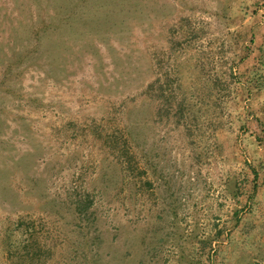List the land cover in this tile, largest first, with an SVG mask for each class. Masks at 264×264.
I'll return each mask as SVG.
<instances>
[{"label": "rangeland", "instance_id": "obj_1", "mask_svg": "<svg viewBox=\"0 0 264 264\" xmlns=\"http://www.w3.org/2000/svg\"><path fill=\"white\" fill-rule=\"evenodd\" d=\"M263 46L264 0H0V264H264ZM210 56L245 82L189 134L147 86Z\"/></svg>", "mask_w": 264, "mask_h": 264}, {"label": "trees", "instance_id": "obj_2", "mask_svg": "<svg viewBox=\"0 0 264 264\" xmlns=\"http://www.w3.org/2000/svg\"><path fill=\"white\" fill-rule=\"evenodd\" d=\"M190 38L192 39L191 36L189 37L188 34L184 36L183 33L181 40L176 42L179 44L177 47L179 49H176V51L183 53L184 44L195 45L197 40H190ZM197 48L200 49V44ZM208 59V61L203 62L201 60L199 62V73L193 78L192 83L194 84L188 88H183V76L180 74V68H178L177 64L171 66L169 70H165L164 66H162V60L159 59V69L156 72V76L147 86L146 93L159 103L160 109L165 110L166 116L170 120L173 119L176 124L183 126L189 134L202 131V124L206 117V109L202 108L204 104L211 99L213 101V106L211 107L215 108L221 105L223 115H225L227 112L225 110L227 105L225 106V104L231 102L236 96V87L234 85L245 82L243 75L237 74L234 68L230 67L229 71L220 72L214 64L212 65L211 56ZM260 62L264 67V46L262 47ZM253 79L250 78V82H254L256 87L263 89L264 72L256 73ZM232 114V110H228L229 126L233 123ZM112 135L114 137L117 136L116 133H113L110 138ZM126 142V138L121 136L120 141L114 142V148L121 153L119 159L123 163L124 168L132 172L140 182H143L145 181L143 173L146 169L138 162L137 155L133 153ZM146 183L149 187L151 186L149 181H146Z\"/></svg>", "mask_w": 264, "mask_h": 264}]
</instances>
